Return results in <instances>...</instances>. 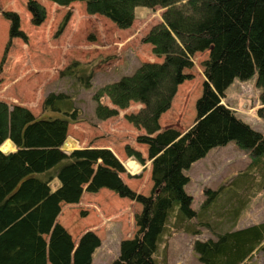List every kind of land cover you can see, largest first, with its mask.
Masks as SVG:
<instances>
[{"label": "trees", "instance_id": "1", "mask_svg": "<svg viewBox=\"0 0 264 264\" xmlns=\"http://www.w3.org/2000/svg\"><path fill=\"white\" fill-rule=\"evenodd\" d=\"M50 1L60 6L84 2L89 14L104 16L120 29L134 24L138 8L164 10L161 22L143 39L164 60L141 63L93 96L100 120L115 117L134 103L141 106L125 118L143 131L136 140L148 148L153 187L148 195L131 189L124 178L127 168L111 148L95 146L69 153L62 149L69 125L79 120L69 95L51 93L44 102L45 111L60 112L65 119H41L26 106L0 100V264H92L101 245L98 234L87 230L76 242L58 218L63 204H79L85 192L104 189L141 205L133 237L121 241L118 258L109 264H168V254L159 255L167 231V242L176 233L200 235L201 228L211 232L214 239H197L194 244L200 264H245L264 249V222L235 229L251 201V191L260 187L259 179L232 181L238 191L229 197L207 189L206 201L195 211L193 197L186 192L190 177L185 174L212 148L229 143L251 153L264 169V134L224 102L235 79L256 75L258 113L264 119V0ZM27 9L34 26L44 23L47 10L42 3L29 0ZM4 16L12 22L11 38L26 41L20 15L5 12ZM205 51H209L203 64L206 80L194 124L185 132L162 129L161 117L170 110L179 86L191 78L186 69L194 66L197 53ZM78 69L70 67L64 74L80 80ZM91 75L82 78L88 88ZM7 140L15 145L14 151L1 148ZM126 149L129 157L144 164L141 152ZM61 163L48 179L36 176ZM56 178L60 186L52 190Z\"/></svg>", "mask_w": 264, "mask_h": 264}, {"label": "rangeland", "instance_id": "2", "mask_svg": "<svg viewBox=\"0 0 264 264\" xmlns=\"http://www.w3.org/2000/svg\"><path fill=\"white\" fill-rule=\"evenodd\" d=\"M28 1L0 0V100L26 106L41 119H65L60 112L45 111L44 102L51 93L69 95L74 100L79 120L69 125L63 150L71 152L95 146L111 148L124 163L133 160L140 164L139 169L127 168L124 178L134 191L150 194L152 162L148 159L147 146L136 140L143 131L125 118L141 106L134 103L117 116L100 120L95 116L93 96L101 86L133 73L141 63L164 60L156 57L152 45L143 41L151 28L161 22L164 10L160 7L138 8L134 24L128 29H120L104 16L89 14L84 2L60 6L50 0H37L46 7L47 17L43 24L34 26L27 9ZM5 12L20 15L26 41L11 38L12 22L5 18ZM208 57L209 51L194 56V66L185 71L191 78L179 86L170 110L161 117L162 129L173 127L185 132L194 124L196 102L206 80L203 64ZM73 66L79 68L80 80L77 76L64 74ZM88 75H91L90 88L83 83ZM105 102L111 105L109 99ZM224 102L251 127L264 134V119L258 113L261 100L256 75L247 80L235 79L226 91ZM67 143L72 147L67 148ZM128 146L141 152L144 164L128 156ZM63 164L36 176L46 180ZM185 174L190 177L186 192L193 197L195 211H200L206 201L207 189L221 190L224 192L222 197H229L238 191L236 184L231 185L232 181L259 179L260 187L251 191V201L235 229L264 222V169L259 163L255 164L251 153L242 151L235 143L212 148ZM59 186L58 178L52 181V190ZM140 211L141 205L137 202L104 189L95 194L85 192L79 204H63L58 219L76 242L87 230L96 232L101 245L93 254L92 264H109L118 258L121 241L133 237L135 216ZM201 230L200 235L176 233L168 242L167 231L163 234L159 255L167 253L168 264H200L194 250L196 240L215 238L207 229ZM245 264H264V249H259Z\"/></svg>", "mask_w": 264, "mask_h": 264}, {"label": "bare ground", "instance_id": "3", "mask_svg": "<svg viewBox=\"0 0 264 264\" xmlns=\"http://www.w3.org/2000/svg\"><path fill=\"white\" fill-rule=\"evenodd\" d=\"M66 147L68 148H71L72 146H71V144L70 143H67L66 144ZM1 148L3 149V150H5V151H7L8 152V150L9 151H12V149H10V148H14V145L12 144V141H10V140H7V141H5V143L1 146ZM14 150V149H13ZM125 164V167L126 168H131V169H139V165L140 164H138L137 162H135V161H133V160H128L126 163H124Z\"/></svg>", "mask_w": 264, "mask_h": 264}, {"label": "crops", "instance_id": "4", "mask_svg": "<svg viewBox=\"0 0 264 264\" xmlns=\"http://www.w3.org/2000/svg\"><path fill=\"white\" fill-rule=\"evenodd\" d=\"M13 144V143H12ZM14 145V144H13ZM14 147H15V145H14ZM62 149H63V147H62ZM15 150V149H14ZM14 150H12V151H14ZM65 152L66 153H69V152H67L66 150H65ZM121 160V159H120ZM122 161V160H121ZM123 162V161H122ZM124 163V162H123Z\"/></svg>", "mask_w": 264, "mask_h": 264}]
</instances>
